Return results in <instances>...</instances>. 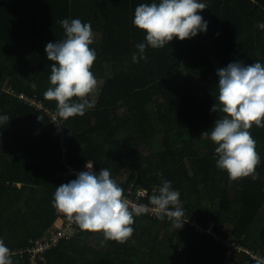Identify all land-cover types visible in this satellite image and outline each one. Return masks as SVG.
Segmentation results:
<instances>
[{
    "label": "trees",
    "instance_id": "obj_1",
    "mask_svg": "<svg viewBox=\"0 0 264 264\" xmlns=\"http://www.w3.org/2000/svg\"><path fill=\"white\" fill-rule=\"evenodd\" d=\"M153 2L159 0H0V116L9 117L0 123V239L12 254L44 236L58 217L52 207L56 187L74 180L64 176L66 158L72 166L94 161L98 173L107 168L117 184L131 169L125 189L170 181L180 192L184 216L227 226L239 244L264 255V128L250 129L260 155L255 181L230 182L216 167V145L200 138L223 115L212 112L217 70L237 61L264 64V30L257 27L264 23V0H200L207 5L199 13L208 23L206 33L147 47V60L134 63L136 45L146 43V33L132 23L135 8ZM63 19H80L103 33L90 46L97 53L91 71L105 80L95 107L67 119L64 141L47 117L9 92L36 95L56 112V103L44 98L53 63L46 45L66 38ZM9 209L13 217L3 221ZM134 219L125 243L101 246L102 234L80 230L47 250L45 263L257 264L241 253L228 262L226 247L189 224L176 227L167 217L146 214ZM11 258L30 264L27 255Z\"/></svg>",
    "mask_w": 264,
    "mask_h": 264
},
{
    "label": "clouds",
    "instance_id": "obj_2",
    "mask_svg": "<svg viewBox=\"0 0 264 264\" xmlns=\"http://www.w3.org/2000/svg\"><path fill=\"white\" fill-rule=\"evenodd\" d=\"M206 8L200 0H159L137 6L132 23L146 33V43L136 45L138 53H133V62L147 60L144 54L147 47L160 49L174 39L183 42L200 32L206 33L208 23L199 15ZM59 23L66 38L46 45L47 58L53 63L50 87L44 92V98L54 101L55 115L67 120L83 116L86 110L95 107L88 97L98 85L91 71L97 53L90 47L94 43L90 23H82L80 19H63ZM257 27L264 30V23H258ZM217 75L218 104L215 103L212 112L223 115L200 138H210L216 145V167L227 172L230 182L249 177L258 180L256 169L260 155L250 129L264 128V64L246 65L237 61L218 69ZM8 120L7 115L0 116V123ZM93 166L88 160L87 171L56 187L52 207L82 232L102 234L101 246L107 241L125 243L134 233V218L147 211L154 212L161 220L166 216L176 227L181 224L183 227L180 192L172 188L170 181L153 189L151 208L144 204L130 205L110 171L103 168L97 174ZM11 257L10 249L0 239V264H13Z\"/></svg>",
    "mask_w": 264,
    "mask_h": 264
},
{
    "label": "built area",
    "instance_id": "obj_3",
    "mask_svg": "<svg viewBox=\"0 0 264 264\" xmlns=\"http://www.w3.org/2000/svg\"><path fill=\"white\" fill-rule=\"evenodd\" d=\"M9 92L16 96L19 100L23 101L28 107L33 108L35 111L41 112L45 117H47L50 121V124L52 125L53 129L58 132L60 140L64 141L68 135L65 126L67 120H62L59 117L55 115L54 112H52L50 109H48L44 103L37 98L36 95L30 96L26 93H18L12 90H9ZM67 152L66 147H63V153L65 154ZM65 163L67 165V170L64 173L65 177H69L72 179L77 178V173L82 171H87L86 168V161L85 163L79 165V166H72L70 164H67L66 158L64 159ZM94 166L93 170L98 174V166L94 161H90ZM118 185L123 188L125 191V197L129 200L130 205H149V208L152 206L149 204L150 197L154 194L153 189L159 188V185H151L150 187H136L135 183H132L128 189H125V181H118ZM144 214L148 215L151 218L157 219V215L152 211H147ZM166 218V216H165ZM182 221L184 224H189L195 222L199 226H192L195 231L198 234H203L202 228L207 229L208 224H202L196 220H191L189 217L184 216L182 218ZM53 227L51 231L47 230L45 232V235L37 238V239H31L30 240V246L27 249L19 250L17 252H14L12 256L22 258L24 255H27L29 258L30 264H46L44 254L47 250H50L54 247H56L60 241H71L80 234V229L77 228V226L74 223H70L62 214L58 213V217L53 223ZM207 226V227H206ZM49 231V232H48ZM214 231H216L214 229ZM207 234V233H206ZM205 235V234H204ZM208 237L214 238L213 240L216 241L218 244L224 246H233L234 249L230 247H226V252L228 254H233L237 252L236 250H242L241 246L237 245L235 246L234 242H231L230 245L228 243H225L224 240H216V236L207 234ZM224 237L225 234L223 235ZM225 247V246H224ZM255 253V252H253ZM256 254V253H255ZM255 254H253L251 257V261L258 262V258L255 257ZM17 261H13V264H17ZM260 264H264V256L259 258Z\"/></svg>",
    "mask_w": 264,
    "mask_h": 264
},
{
    "label": "rangeland",
    "instance_id": "obj_4",
    "mask_svg": "<svg viewBox=\"0 0 264 264\" xmlns=\"http://www.w3.org/2000/svg\"><path fill=\"white\" fill-rule=\"evenodd\" d=\"M100 33H101V32H100ZM102 38H103V33H101V39H100V34H99V40H97V41L101 42V41H102ZM121 71H122V69H121V65H120V64H117L116 67H115V73H116V74H119V73H121ZM97 81H98L97 88H96L94 94H92V100L94 101V103L97 101V99H98V95H99V91H100V89H102V87H103V85H104V82H105V80H97ZM178 111H179L178 108H176L175 110L170 111V112H169V115H174V114L177 113ZM39 134H40V130H37V131L35 132V135H39ZM141 151H142L143 153L147 154V151H146L145 148H144L143 150H141ZM131 172H134V171H132L131 169H127L126 171H123V172L118 176L119 181H122V182L126 181L127 178L129 177V175H130ZM138 176H139L138 173H136V179L138 178ZM136 179H135V180H136ZM11 217H13V212H12L11 209H9V210H7V211L4 213L3 221H5L6 219L11 218ZM157 219H158V218H157ZM205 222H207V224H208L207 226H208V227L206 226L207 229H206V228L204 229V228L201 227V230L203 231V234H205L206 236H207V234H209V235H214V236H216V240H217V241H218L219 239H220V240H224V242H225V243H228L229 245H230L231 242H234V243H235V246L239 245V246H241V248H242V250H241V249H240V250H236L237 252H235V253H241V254H243V255H247V256L249 257V259H251V257H253L252 255L256 253L255 251L249 249L248 247L239 244V243L237 242V240L233 239V237H232V235H231V229H230L229 227H227V226L221 227L220 224H218V223H216V222H214V221H209V222H208L207 220H205ZM53 223H54V222H53ZM190 224H191L192 226H196V227L199 226V225L196 224L195 222H191ZM53 225H54V224H51V226H49L47 230L51 231ZM214 229H215L216 231H214ZM47 230H46V231H47ZM49 231H48V232H49ZM162 233H163V232H162ZM206 233H207V234H206ZM224 234H225L226 237L223 236ZM213 239H214V238H213ZM226 245H227V244H225L224 246H225V247H230V248L234 249L233 246H226ZM253 252H255V253H253ZM235 253H233V254H231V253L228 254V252H226V260L229 262V261L232 259V256H233ZM262 256H264V255H260L259 253H256V254H255V257L258 258V259H257L258 261H259V258H261Z\"/></svg>",
    "mask_w": 264,
    "mask_h": 264
},
{
    "label": "crops",
    "instance_id": "obj_5",
    "mask_svg": "<svg viewBox=\"0 0 264 264\" xmlns=\"http://www.w3.org/2000/svg\"><path fill=\"white\" fill-rule=\"evenodd\" d=\"M93 33H94V43H98L99 41L97 40H99V34H100V39H101V33L99 31H93Z\"/></svg>",
    "mask_w": 264,
    "mask_h": 264
}]
</instances>
